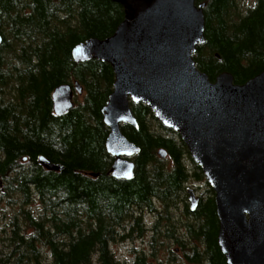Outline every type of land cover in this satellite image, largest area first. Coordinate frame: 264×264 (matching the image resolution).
Returning a JSON list of instances; mask_svg holds the SVG:
<instances>
[{
  "label": "trees",
  "instance_id": "16d2710c",
  "mask_svg": "<svg viewBox=\"0 0 264 264\" xmlns=\"http://www.w3.org/2000/svg\"><path fill=\"white\" fill-rule=\"evenodd\" d=\"M196 3H205L206 19L205 42L193 55L198 68L213 81L229 72L237 84L261 73L264 0L246 10L241 0ZM123 19L124 7L116 0H0V174L5 181L0 202L18 208L11 216L10 251L6 257L1 253L0 264H92L96 255L99 264H151L144 248L132 261L117 259L110 248L118 238L145 240L148 231V242L154 245L162 235L181 252L171 251L158 264H228L218 242L215 191L207 183L208 195L190 211L185 184L202 182L205 174L180 135L157 121L145 103H131L139 127L121 125L141 148L132 158L135 176L118 179L111 173L114 157L106 148L110 130L103 108L115 72L98 59L76 62L72 51L86 39L111 36ZM76 82L83 99L75 94V107L56 115L54 89ZM161 148L168 162L159 156ZM41 155L64 168L47 170ZM157 201L165 229L161 220L151 228L142 220L144 210L156 212ZM35 202L39 216L28 209ZM175 208L182 209V217L173 215Z\"/></svg>",
  "mask_w": 264,
  "mask_h": 264
},
{
  "label": "water",
  "instance_id": "95a60500",
  "mask_svg": "<svg viewBox=\"0 0 264 264\" xmlns=\"http://www.w3.org/2000/svg\"><path fill=\"white\" fill-rule=\"evenodd\" d=\"M116 1L124 7V19L115 32L104 39H86L72 51L76 62L98 59L115 72L103 108L110 130L106 148L114 157L112 175L127 180L135 176L131 157L141 148L125 136L121 125L139 127L131 102L145 103L164 127L180 135L214 189L218 242L228 264H264V70L237 84L229 72L213 81L198 68L193 55L205 42V3ZM3 40L0 33V46ZM74 87L63 83L54 89L56 115L75 107V92L82 95L83 87L79 82ZM167 154L165 148L159 150L162 158ZM39 161L47 170L64 168L45 155ZM4 185L0 174V188ZM188 191L195 211L199 196L192 188Z\"/></svg>",
  "mask_w": 264,
  "mask_h": 264
},
{
  "label": "rangeland",
  "instance_id": "374dc122",
  "mask_svg": "<svg viewBox=\"0 0 264 264\" xmlns=\"http://www.w3.org/2000/svg\"><path fill=\"white\" fill-rule=\"evenodd\" d=\"M241 3H242V8L246 10L248 6H252L255 4V0H241ZM79 99L80 100L83 99V96H79ZM152 126L153 128L160 131L161 127L156 122H152ZM168 159L169 158H165L166 162H168ZM26 161L27 160L24 161L23 159V162H26ZM190 169H192V164L190 165ZM198 185H201V184L192 179H189L185 184L187 189L189 187L190 188L193 187L197 189V192H203V193L208 192L207 183L202 184L201 187H199ZM205 195L207 196L208 193H206ZM15 197L17 198V200L19 199L18 195H15ZM157 204L159 206V208H157V211L159 210L160 212L163 213L162 202L157 201ZM33 205H32V208L28 207V209H33V211H36L37 215L39 216V211H41L39 209V206H37L39 205V203L35 202ZM17 209L18 208H13V206L9 205L6 200L0 202V257H1V253L5 254L4 257H6V255L9 253L8 251H10L9 238L11 237V234H12L11 216L13 215V213L17 211ZM156 214L158 215V213H155V212L149 213L148 210H144L142 212V215H141L142 220L145 224H147V226H149V228H151L153 223L156 221ZM173 215L176 218L182 217V209L175 208L173 210ZM160 220H161V223H160L161 227L165 229L166 225L164 223L166 222V220L163 218L162 215H160ZM177 225L180 227L182 226V224L179 222L177 223ZM28 230L29 232L25 231L27 235L31 234L33 231L32 229H28ZM149 234H152V232L148 231V236H147V239L145 240L118 238L114 242L111 243L110 248L112 252L114 253L115 257L121 261H132L134 258V254L136 252L141 251L143 248L144 250L147 251V253L150 254V258H148V260L151 262V264L152 263L158 264L160 261L166 259L171 254V251H175L176 254L180 256L181 252L179 250V247H177L172 241L160 235L158 237V240L154 242V245H153L151 242H148L151 239ZM45 255H47L46 262L50 263L51 262L50 254L45 253L44 256ZM92 264H99L97 255L94 257Z\"/></svg>",
  "mask_w": 264,
  "mask_h": 264
},
{
  "label": "flooded vegetation",
  "instance_id": "af4514ba",
  "mask_svg": "<svg viewBox=\"0 0 264 264\" xmlns=\"http://www.w3.org/2000/svg\"><path fill=\"white\" fill-rule=\"evenodd\" d=\"M26 159H24V161H25ZM205 179H206V177H205ZM195 181V180H194ZM201 185H198L199 187H201L202 186V184H205V183H207L206 182V180H204V181H202V182H199ZM197 184V183H196ZM190 188V187H189ZM189 188L187 189V190H189ZM195 190V192H196V194L199 196V202H200V200L202 199V198H204L206 195V193L207 192H205V193H203V192H197V189L195 188L194 189ZM189 195V194H188ZM188 204H189V201H188ZM189 209H190V211H193L192 209H191V207H190V204H189ZM155 213H158V215L156 214V221H155V223L156 222H158L159 220H160V211L158 210H156V212Z\"/></svg>",
  "mask_w": 264,
  "mask_h": 264
}]
</instances>
